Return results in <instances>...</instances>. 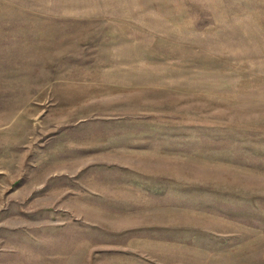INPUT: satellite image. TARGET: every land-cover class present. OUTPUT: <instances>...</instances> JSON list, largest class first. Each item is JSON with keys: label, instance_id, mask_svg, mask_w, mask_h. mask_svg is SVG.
Instances as JSON below:
<instances>
[{"label": "rangeland", "instance_id": "1", "mask_svg": "<svg viewBox=\"0 0 264 264\" xmlns=\"http://www.w3.org/2000/svg\"><path fill=\"white\" fill-rule=\"evenodd\" d=\"M0 264H264V0H0Z\"/></svg>", "mask_w": 264, "mask_h": 264}]
</instances>
